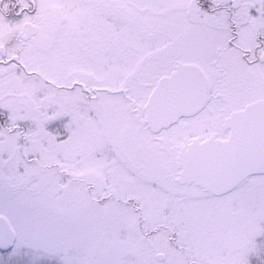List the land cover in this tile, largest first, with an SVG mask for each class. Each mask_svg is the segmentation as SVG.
<instances>
[{
	"label": "snow or ice",
	"instance_id": "snow-or-ice-1",
	"mask_svg": "<svg viewBox=\"0 0 264 264\" xmlns=\"http://www.w3.org/2000/svg\"><path fill=\"white\" fill-rule=\"evenodd\" d=\"M0 264H264V0H0Z\"/></svg>",
	"mask_w": 264,
	"mask_h": 264
}]
</instances>
